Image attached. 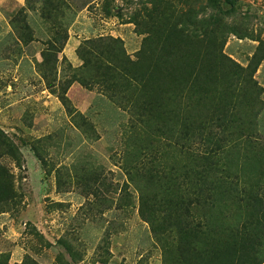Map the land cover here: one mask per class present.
Here are the masks:
<instances>
[{"label":"rangeland","instance_id":"374dc122","mask_svg":"<svg viewBox=\"0 0 264 264\" xmlns=\"http://www.w3.org/2000/svg\"><path fill=\"white\" fill-rule=\"evenodd\" d=\"M45 1L0 0V132L11 144L0 146V162L12 180L9 200L0 205V264H188L193 257L177 239L153 230L129 176L126 141L135 112L104 85L88 89L73 76L83 74V48L91 41L119 38L136 59L145 44L158 51L176 45L180 38L169 37L168 29L188 32L196 18L211 23L216 10L208 0H54L58 9L49 19ZM235 4L223 37L207 28L202 52L218 39L219 51L241 66L257 64L264 138V0ZM55 31L61 36L53 44L61 49L50 75L40 64ZM208 221L199 218L196 226L226 239L232 221L222 215ZM240 225L247 233L238 234H255L249 223ZM263 236L257 233L256 248ZM215 240L210 260L223 264V246ZM260 246L243 255V264L264 258Z\"/></svg>","mask_w":264,"mask_h":264},{"label":"trees","instance_id":"16d2710c","mask_svg":"<svg viewBox=\"0 0 264 264\" xmlns=\"http://www.w3.org/2000/svg\"><path fill=\"white\" fill-rule=\"evenodd\" d=\"M225 5L230 8L225 10ZM235 5V0H208V8L216 10L211 23L196 18L188 32L172 27L167 31L169 37L173 33L180 38L176 45L158 51L145 44L136 59L119 38L99 45L91 41L83 48V74L80 79L79 72L73 76L88 89L91 83L104 85L125 109L135 112L126 141L129 176L153 230L165 240L177 239L181 250L193 257L188 264H212L215 239L223 246V264H243L244 254L259 252L264 245L263 236L256 248L257 233L264 234V138L258 120L263 88L254 78L257 64L241 66L219 51L218 39L202 52L207 28L220 30L223 37L229 28L225 16L232 15ZM43 9L51 19L58 8L54 0H46ZM52 33L40 64L50 75L57 73L56 52L61 49L53 44L60 31ZM185 39L199 43L196 52ZM0 133V146L11 149ZM11 183L0 162V205L9 200ZM216 215L232 221L226 239L224 232L216 238L213 228L196 226L197 219L211 222ZM243 221L254 228V235L238 234Z\"/></svg>","mask_w":264,"mask_h":264}]
</instances>
